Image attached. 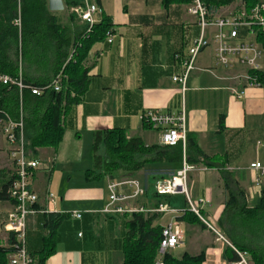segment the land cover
I'll list each match as a JSON object with an SVG mask.
<instances>
[{
    "label": "crops",
    "instance_id": "0c3cea01",
    "mask_svg": "<svg viewBox=\"0 0 264 264\" xmlns=\"http://www.w3.org/2000/svg\"><path fill=\"white\" fill-rule=\"evenodd\" d=\"M96 1L102 9L97 18L111 19L115 38L112 43L105 40L92 47L86 63L90 66L88 89L64 114L65 133L57 150L39 148L29 155L40 162L32 180L39 202L37 212L28 219L29 252L37 254L41 250L43 239L49 234L45 225L52 214H67L56 231L55 252L46 264H123L128 215L102 213L109 202L108 182L113 179L104 176L89 180L87 170L94 167L97 131L120 129L127 137H141L147 146L161 144L160 132L141 119L148 109L175 113L185 109L188 137L194 138L208 157L225 164H195L198 169L189 173L188 183L193 199L207 201L202 214L229 240L224 221L230 191L222 172L232 173L238 201L248 208L259 204L264 190V176L251 167L256 162L264 165V57L262 85L246 89L243 98L235 97L226 88L230 82L222 77L229 71L215 68L213 47L199 55L197 65L200 69L211 68L215 74L194 70L183 90L172 79L183 72L176 54L185 53L200 34L198 20L189 14L187 4L172 3L166 7L163 0ZM54 13L64 18L69 15L66 10ZM10 151L0 128V171L8 176L14 170ZM99 153L104 155V147ZM181 167L151 163L135 176L126 177L137 179L147 188V193L134 201L136 205L152 203L150 193L158 180L156 176L174 174ZM1 180L7 179L2 176ZM124 189L131 191L129 187ZM50 192L55 195L54 202L46 199ZM185 203L187 207L186 197ZM13 207L11 200L0 203V243L9 235L4 225ZM74 211L83 216H71ZM170 219L168 214L159 220L163 226ZM178 221L184 238L172 251L174 256L179 248L182 251L177 257L205 251L203 264H231L224 257L229 246L218 240L205 223L182 221L180 217Z\"/></svg>",
    "mask_w": 264,
    "mask_h": 264
},
{
    "label": "trees",
    "instance_id": "16d2710c",
    "mask_svg": "<svg viewBox=\"0 0 264 264\" xmlns=\"http://www.w3.org/2000/svg\"><path fill=\"white\" fill-rule=\"evenodd\" d=\"M236 0H202L212 11L232 4ZM247 8L253 7L259 0H244ZM191 0H163L164 6L172 3L188 4ZM67 17L57 15L48 8V0H0V72L18 77L20 72L27 84L45 86L64 68L65 78L60 92H46L34 95L24 89L20 95L17 88L0 86V104L9 110L13 117L19 116L22 108L25 115L26 150L28 155L39 148L57 150L63 140L65 128L63 115L68 108L79 102L89 86V69L86 63L92 47L106 40L112 30L111 19L104 17L94 25L90 33L87 26L71 8L82 3L81 0H64ZM83 25V26H82ZM262 41H264L262 39ZM76 54L67 64L72 48ZM66 64V65H65ZM65 66V67H64ZM72 92L76 96H72ZM22 97V98H21ZM31 132L30 134H28ZM104 147V155L100 154ZM184 153L191 164H203L210 167H223L215 158L208 157L200 149L194 138L188 137L184 152L181 143L175 146L156 144L147 146L141 137H127L120 129L97 131L93 144L94 167L87 170V178L96 180L104 176L111 179L133 177L151 163H171L182 166ZM176 172V171H175ZM225 186L230 191V203L225 213V231L229 240L237 247L251 253L255 264H264V190L262 199L254 208L238 201L233 188V176L229 171L222 172ZM158 175L157 179L171 177ZM4 176L7 180L2 181ZM12 175L0 171V203L11 200L9 189ZM156 182V181H155ZM152 203H144L147 208L168 203L171 196L150 193ZM154 200V202H153ZM168 201V202H167ZM232 202V203H231ZM126 234L123 240V264H156L162 240L163 226L160 214L133 212L126 213ZM67 214H52L45 227L49 230L43 239L41 250L31 254L34 264H46L55 252L56 231ZM182 221L201 223L193 212L186 211L180 217ZM14 234L9 235V243L14 242ZM12 247L0 246V264H8ZM224 257L230 261L236 259L234 251L227 247ZM165 264H203L205 251L198 255L184 253L176 257L172 253L165 256Z\"/></svg>",
    "mask_w": 264,
    "mask_h": 264
},
{
    "label": "built area",
    "instance_id": "2783aa9c",
    "mask_svg": "<svg viewBox=\"0 0 264 264\" xmlns=\"http://www.w3.org/2000/svg\"><path fill=\"white\" fill-rule=\"evenodd\" d=\"M82 3L71 8L87 26L90 33L101 20L97 18L102 9L96 0H81ZM189 14L195 16L200 26V34L194 38L183 54H176V59L182 66V74L173 76V81L181 84L186 90L187 82L192 71L198 68V57L207 48H214L215 68H223L229 71V75L222 79L230 82L226 88L237 98L245 96L246 89L262 85L261 62L264 57V0H259L253 7L247 8L244 0H236L230 5L216 11L210 10L202 0H191L187 4ZM115 38L114 28L107 34L106 41L112 43ZM77 47L72 48L66 64L76 54ZM65 64V65H66ZM65 67V66H64ZM214 73L211 68L200 69ZM64 68L47 85L39 87L27 84L20 72L18 77L0 72V86L17 88L20 95L24 89H29L34 95H42L46 92H60L63 87L65 75ZM72 96H76L72 92ZM22 98V97H21ZM64 119V115L62 117ZM141 119L152 129L161 134V144L175 146L182 144L184 152L188 142L187 116L185 109L178 113L163 112L158 109L145 110ZM0 128L7 142L11 146V159L14 170L13 181L9 189V195L14 202L13 210L9 213L4 230L14 234V242L9 243V235L0 246L12 247L8 257V264H34L35 259L27 247L28 219L37 212L36 205L39 196L32 186V180L36 170L40 167L39 160L30 158L26 150L25 115L21 108L18 117L12 114L0 104ZM252 168L264 176V165L260 162L253 163ZM195 164L184 160L182 167L171 177L158 179L154 184V191L160 195H184L187 207L178 209L168 203H160L158 207L147 208L136 205L134 202L147 193V188L135 178L113 179L108 182L109 202L102 210L104 214H130L133 212L158 213L162 216L170 215L169 222L163 225L162 240L160 243L156 264H165V256L178 248L183 241L184 231L180 226L178 217L186 211L195 213L217 236V239L228 245L235 253L236 259L231 264H255L249 251L241 249L230 242L221 230L202 214L206 205L205 199H193L188 188L189 173L197 170ZM260 183V178L256 181ZM129 187L131 191H126ZM50 202L55 201V195L48 193L46 196ZM71 216L81 218L82 212L74 211Z\"/></svg>",
    "mask_w": 264,
    "mask_h": 264
},
{
    "label": "rangeland",
    "instance_id": "374dc122",
    "mask_svg": "<svg viewBox=\"0 0 264 264\" xmlns=\"http://www.w3.org/2000/svg\"><path fill=\"white\" fill-rule=\"evenodd\" d=\"M65 16V15H64ZM59 169H58V167H57V171H58ZM63 175V176H62ZM64 177V174H61V178H63ZM57 178H58V175H57ZM64 182V181H63ZM193 182V181H192ZM191 185V184H190ZM188 188H189V183H188ZM191 194V193H190ZM191 196L192 197H194L193 196V194H191ZM169 200H170V206H172V207H174V208H178V209H183V208H185V206H186V203H185V197L183 196V195H176V196H173V197H170L169 198ZM162 216V215H161ZM160 225H162L161 223H160V220H159V222H158ZM2 244V242L0 243V245ZM260 246H264V241H260L259 243H258ZM181 251H182V249L181 248H179V249H177L176 251H175V256L177 257V256H179L180 255V253H181ZM254 261V260H253ZM255 263V262H254Z\"/></svg>",
    "mask_w": 264,
    "mask_h": 264
},
{
    "label": "water",
    "instance_id": "95a60500",
    "mask_svg": "<svg viewBox=\"0 0 264 264\" xmlns=\"http://www.w3.org/2000/svg\"><path fill=\"white\" fill-rule=\"evenodd\" d=\"M48 8L53 12L63 11L65 10L64 0H48Z\"/></svg>",
    "mask_w": 264,
    "mask_h": 264
}]
</instances>
